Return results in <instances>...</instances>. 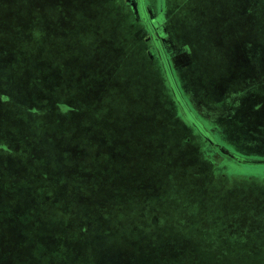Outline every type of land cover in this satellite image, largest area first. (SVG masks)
<instances>
[{"label":"crops","instance_id":"1","mask_svg":"<svg viewBox=\"0 0 264 264\" xmlns=\"http://www.w3.org/2000/svg\"><path fill=\"white\" fill-rule=\"evenodd\" d=\"M155 1L0 0V264H119L138 240L124 237L118 214L150 212L147 202L169 195L166 181L187 159L219 163L181 111L157 44L177 83L202 94L209 77L221 96L235 63L201 65L172 35L185 40L165 12L168 0L161 8ZM246 105V116L264 113V95ZM157 205L149 219L156 226ZM167 230L144 235L177 237L174 223ZM197 241L193 253L223 247ZM236 249L226 251L263 259Z\"/></svg>","mask_w":264,"mask_h":264},{"label":"rangeland","instance_id":"2","mask_svg":"<svg viewBox=\"0 0 264 264\" xmlns=\"http://www.w3.org/2000/svg\"><path fill=\"white\" fill-rule=\"evenodd\" d=\"M187 1L168 0L165 12L172 16L171 21L186 41L172 35L188 42V54L201 65L213 61L214 57L235 63L236 73L227 78L234 80L232 84H225L221 96L214 92L209 81L204 80L211 81L209 77L199 84L207 92L205 94L195 83L178 82L193 114L212 139L187 118L179 104L181 111L193 127V134L199 135L215 154V162L219 163L201 167L195 160L187 159L175 177L173 171L166 181L169 195H160L158 201L147 202L153 212L139 209L120 212L124 237L138 241L124 249L125 257L117 261L119 264H261L263 261L264 264V209L254 207L264 203L259 195V188H263L261 195L264 192V113L252 117L244 112L250 110L247 105L245 107L248 97L255 93L264 95V0H248L247 11L243 9L244 0ZM153 3L161 8V0ZM6 12L7 8L0 5V15ZM241 61L247 66L243 67ZM218 70L222 77L229 75L221 73L219 66ZM204 161L209 164L206 158ZM223 173L225 177H222ZM205 188H209L208 193L197 192ZM196 199H199L198 203H195ZM157 202L161 218L156 226L155 220L149 219ZM252 207L254 209H250ZM255 219L259 220V225L253 226L250 222L249 226V220ZM143 220L147 226L142 225ZM170 222L175 225L177 237L159 236L157 230L155 236L144 235L155 228L165 232ZM195 239L201 247L215 249L220 245L219 240L223 247L220 246V251L193 253L192 241ZM230 244L249 255L258 253L263 259L249 261L231 257L226 251Z\"/></svg>","mask_w":264,"mask_h":264},{"label":"water","instance_id":"3","mask_svg":"<svg viewBox=\"0 0 264 264\" xmlns=\"http://www.w3.org/2000/svg\"><path fill=\"white\" fill-rule=\"evenodd\" d=\"M166 70L168 73L170 86L172 88L174 96H175L177 102L180 104L181 108L183 109L185 115L187 116V118L189 120H191V122L193 124H195V126H197L199 129H201V131L203 132V134H205V136H208V138H211L209 136L208 131L203 127V125L200 123L198 118L193 114L192 109L190 108L187 100L185 99L182 90L180 89L177 81L175 80V77L173 75V72H172L170 66H168Z\"/></svg>","mask_w":264,"mask_h":264},{"label":"flooded vegetation","instance_id":"4","mask_svg":"<svg viewBox=\"0 0 264 264\" xmlns=\"http://www.w3.org/2000/svg\"><path fill=\"white\" fill-rule=\"evenodd\" d=\"M157 46L159 47V52H160V55H161V57H162V59H163V62L165 63V68L167 69V67L169 66V63H168V59H167V53H166V51H165V49H164V47L162 46V44H161V42L160 41H158V44H157ZM168 63V64H167ZM171 69H172V67H170Z\"/></svg>","mask_w":264,"mask_h":264},{"label":"trees","instance_id":"5","mask_svg":"<svg viewBox=\"0 0 264 264\" xmlns=\"http://www.w3.org/2000/svg\"><path fill=\"white\" fill-rule=\"evenodd\" d=\"M180 87V86H179ZM181 89V88H180ZM174 94V93H173Z\"/></svg>","mask_w":264,"mask_h":264}]
</instances>
